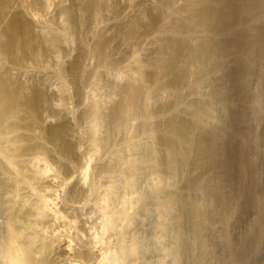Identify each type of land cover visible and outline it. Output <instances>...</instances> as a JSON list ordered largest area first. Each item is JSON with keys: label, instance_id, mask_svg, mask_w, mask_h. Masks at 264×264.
Here are the masks:
<instances>
[{"label": "bare ground", "instance_id": "6f19581e", "mask_svg": "<svg viewBox=\"0 0 264 264\" xmlns=\"http://www.w3.org/2000/svg\"><path fill=\"white\" fill-rule=\"evenodd\" d=\"M150 253L264 264V0H0V264Z\"/></svg>", "mask_w": 264, "mask_h": 264}, {"label": "rangeland", "instance_id": "374dc122", "mask_svg": "<svg viewBox=\"0 0 264 264\" xmlns=\"http://www.w3.org/2000/svg\"><path fill=\"white\" fill-rule=\"evenodd\" d=\"M63 197H64V192L62 191V190H60V192H59V198H60V200H62L63 199ZM74 207L76 208V210H73L74 209ZM80 208V206L79 205H74L73 207H72V212H75L76 214H77V212H78V215H80L82 212L81 211H79L78 209ZM86 213H87V216L89 217L90 216V218H88V221H87V227L88 228H91L90 229V231L91 232H93L92 230L93 229H95L96 228V226H95V222H96V217L95 216H93V214L91 213V211H86ZM91 222V223H90ZM95 226V227H94ZM151 258H150V257ZM149 258L148 257H144V262L147 264L148 262V264H150V262L152 261V256H151V253L149 254Z\"/></svg>", "mask_w": 264, "mask_h": 264}]
</instances>
